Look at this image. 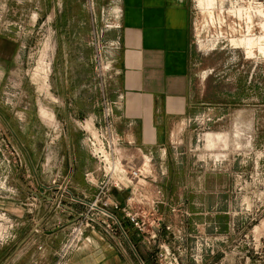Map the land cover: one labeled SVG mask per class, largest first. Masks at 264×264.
Here are the masks:
<instances>
[{
	"label": "rangeland",
	"instance_id": "1",
	"mask_svg": "<svg viewBox=\"0 0 264 264\" xmlns=\"http://www.w3.org/2000/svg\"><path fill=\"white\" fill-rule=\"evenodd\" d=\"M16 1L0 3V38L13 41L17 49L14 67L3 76L0 88V115L9 117L5 124L10 133L8 139L0 131V263L31 230V219L43 199L35 200L33 191L46 192L45 196L62 194V203L82 207V214L89 212V204L101 191L87 180L90 173L97 177L95 169L85 172L82 191L70 174L67 128L86 144L84 129L94 138L98 131L92 120L83 124V119L73 117L67 122L59 56L60 49L71 55L89 54L94 75L79 65L75 82L100 81L110 69L105 64L111 44L108 33L122 6V0H21L24 6L18 11L11 9ZM190 5L191 42L200 59L198 81L207 104L192 123V144L179 138L180 131L175 137L173 170H167L161 158L134 157L140 164L152 159L154 190L166 185L172 198L188 191V200L162 199L155 208L143 206L156 214L161 207L173 214L187 210L193 219L184 220V229L175 235L164 219L153 217L163 224L152 246H159L163 229L173 232L171 242L178 237L183 244L181 251L154 250L155 264H197L195 260L199 264H264V0H190ZM105 125L103 120L104 130ZM24 147L32 153L26 154ZM88 156L99 165L92 151ZM168 177L175 185L167 183ZM119 178L128 188L142 189L127 173ZM18 179L32 188L31 193L21 195ZM105 191L122 193L114 186ZM115 212L118 217L120 211ZM88 225L78 232L71 226L59 238L55 261L32 246L25 264H57L64 254L66 262L73 253L68 248L72 242L78 247L89 240L86 232L95 225Z\"/></svg>",
	"mask_w": 264,
	"mask_h": 264
},
{
	"label": "crops",
	"instance_id": "2",
	"mask_svg": "<svg viewBox=\"0 0 264 264\" xmlns=\"http://www.w3.org/2000/svg\"><path fill=\"white\" fill-rule=\"evenodd\" d=\"M3 2L8 5L10 0H1L0 3ZM23 6L24 2L17 0L12 3L11 9L21 11ZM191 13L190 0H122L120 17L108 33L111 44L105 64L110 69L104 77H100V81L75 82L77 72L74 70L79 65L92 74L93 66L88 61L90 55L85 56L81 52H72L71 55L70 51L60 49L67 122L73 117L92 120L97 122L96 128L103 131L101 122H106L103 110L109 104L110 131L118 147L133 157L147 155L152 159L161 158L163 164L167 162V170H173L170 162L174 137L180 131L179 138L187 145L192 144V123L207 104L203 100L202 84L198 81L200 59L191 42ZM16 50L13 41L0 38V88L3 76L14 67ZM8 119V116L0 115V131L9 139V128L5 124ZM66 139L70 174L76 187L82 191L86 189L82 186L85 172L95 169L98 179L102 178V174L88 156L89 148L79 134H74L68 127ZM10 141L15 146L12 139ZM25 150L26 154L32 153L28 148ZM21 153L23 155L24 152ZM36 153L39 154V151ZM23 168L21 166L20 169ZM167 183L175 185L171 177H168ZM16 184L22 196L31 193L32 188L24 181L18 179ZM165 187L162 185V190L158 188L162 199L177 202L185 197L188 200L187 190L178 192L172 198ZM77 195L81 197L80 193ZM128 195L126 192L111 194L110 200L125 205ZM51 197L48 195L38 201L31 224L28 222L31 230L0 264H25L30 260L32 246L44 251L42 254L49 257L50 262L55 261L59 238L82 215L83 208L68 202L63 208H58ZM87 198L91 200L92 197ZM117 213L124 224L123 230L115 225L112 232L104 225L96 224L86 232L89 240L81 243L65 264H155L154 250L172 248L181 251L183 244L178 237L171 242L169 236L173 232L176 235L179 230L181 233L184 220L193 222L187 210L173 214L168 208L161 207L154 217L160 216L174 231L170 233L163 229L159 246L155 248L132 227L123 213ZM196 226L202 228L199 224ZM195 262L199 264L198 260ZM191 264H195L194 261Z\"/></svg>",
	"mask_w": 264,
	"mask_h": 264
},
{
	"label": "built area",
	"instance_id": "3",
	"mask_svg": "<svg viewBox=\"0 0 264 264\" xmlns=\"http://www.w3.org/2000/svg\"><path fill=\"white\" fill-rule=\"evenodd\" d=\"M109 106V104H106L103 110L106 119L105 128L107 127V130H110L109 122L111 118V109ZM82 123L84 124L86 121H82ZM107 130L100 131L97 129L98 137L94 138L93 135H89V132L84 129L87 135V146L89 151H92L97 157L99 163L98 171L102 174V178L98 179L95 173H90L87 175V180L101 187V191L97 195L95 202L89 204V212L82 214L73 222L72 230L78 232L82 227H88V224L96 225L91 218L104 225L109 231L113 232L114 228L112 224L110 225V223H107V219L115 221L116 224L114 225L123 230L124 224L114 213L115 211H120L145 241L152 244L156 241L159 228L163 224L160 219L153 221L155 213H148L145 211L146 208L143 207L152 206L155 208L157 204L162 203L161 191L159 189H153L157 184V179L152 171V159H148V162L141 163V165L139 161H137L139 158L135 159L132 155L126 156L124 151L118 147L113 134L107 133ZM122 173H127L132 180L137 181V184L140 185L142 189L137 186L136 189L126 187L119 178V175ZM109 186H114V188L121 192H128L129 195L124 206L119 203L111 202L110 195L105 191ZM45 193L46 192L39 194L33 191L35 200L38 201L40 198H46ZM62 197V194L51 197L58 208H63L64 206L61 200ZM77 201L81 202L80 200ZM99 201L103 202L101 206L98 205ZM110 208H112V210ZM76 225L79 226L74 228L73 226ZM167 229L169 230V227ZM70 247L71 251H74L77 248V244L74 245L72 242L68 248ZM65 256L66 254L60 258L57 264H65ZM160 257L161 260H163V254Z\"/></svg>",
	"mask_w": 264,
	"mask_h": 264
},
{
	"label": "water",
	"instance_id": "4",
	"mask_svg": "<svg viewBox=\"0 0 264 264\" xmlns=\"http://www.w3.org/2000/svg\"><path fill=\"white\" fill-rule=\"evenodd\" d=\"M91 220H92L93 222H95L96 224H98V225L100 224V223L97 222L95 219H92V218H91Z\"/></svg>",
	"mask_w": 264,
	"mask_h": 264
},
{
	"label": "bare ground",
	"instance_id": "5",
	"mask_svg": "<svg viewBox=\"0 0 264 264\" xmlns=\"http://www.w3.org/2000/svg\"><path fill=\"white\" fill-rule=\"evenodd\" d=\"M249 42V41H248ZM176 133V132H175ZM177 136V135H176ZM175 138V137H174Z\"/></svg>",
	"mask_w": 264,
	"mask_h": 264
}]
</instances>
